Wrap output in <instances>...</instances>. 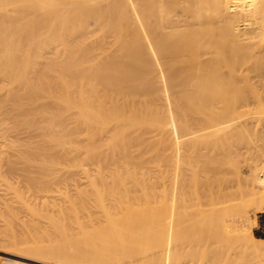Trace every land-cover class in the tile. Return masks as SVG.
<instances>
[{
    "label": "bare ground",
    "instance_id": "6f19581e",
    "mask_svg": "<svg viewBox=\"0 0 264 264\" xmlns=\"http://www.w3.org/2000/svg\"><path fill=\"white\" fill-rule=\"evenodd\" d=\"M260 36L264 0H0V176L6 161L11 170L21 162L29 175L76 178L72 199L56 186L59 197L49 191L42 201L67 203L79 235L104 237L95 249L105 259L131 252L130 264H162L180 249L183 264H264V239L253 235L245 210L264 209V165L241 164L262 141L264 123L256 114L246 119L257 127L252 135L233 130L245 107L250 115L264 109ZM244 72L254 82L245 84ZM155 83L164 90L154 92ZM166 89L173 103L141 109L148 104L140 96L158 106ZM20 133L19 143L11 140ZM155 146L175 188L183 161L197 163L194 194L182 183L183 195L155 206L135 187L131 174L162 170L151 165L156 158L138 157ZM241 165L248 168L239 198L230 189L238 193L241 184L227 174ZM0 185H8L2 177ZM61 207L58 225L66 223Z\"/></svg>",
    "mask_w": 264,
    "mask_h": 264
},
{
    "label": "rangeland",
    "instance_id": "374dc122",
    "mask_svg": "<svg viewBox=\"0 0 264 264\" xmlns=\"http://www.w3.org/2000/svg\"><path fill=\"white\" fill-rule=\"evenodd\" d=\"M106 28L107 27H105V29ZM261 38L264 41V36L261 37ZM261 42H262V40H261ZM255 44H256V42H255ZM247 75H246V72H244L243 81L245 82V84H250V83L254 82V81H251L247 77ZM142 82H144L143 79H142ZM163 87H164L163 84H157L156 85V83H155L153 85L152 89H153L154 92H156V91H159L160 89L161 90H164ZM153 91H152V93H153ZM165 92L169 93L167 91V89L165 90ZM255 94H256V92L253 93V95H255ZM245 95L252 96V94H250L249 92L248 93H245ZM146 96H148V97H144V96H140L139 97L140 100L141 99H144V101H146L147 104H148L146 106H143L142 105V108H141L142 110H145V109H147V110L162 109L163 108V104H165V103H173L172 99H173L174 94H170L169 93L168 95L167 94L160 95L159 98H158V101H157L158 102L157 103L158 106L153 105V104L151 105V103L149 104L148 100L150 101L151 100V97H150L149 94L146 95ZM246 108L247 107H245L244 110H243V112H244L243 119L237 124L236 129H233V130H235V133L236 134L239 133L242 136H244V135H249V136L252 135L255 132L256 128H257L256 125H254L252 123H250V124L249 123L248 124L246 123L247 122L246 119H248L249 117L253 118L256 114H258L257 115V119H256V124H258L259 121H261V122L264 123V109L261 110L259 113H254V114L250 115L247 112L248 109H246ZM158 123H160V120H158ZM155 124H157V123H155ZM160 125H163V124L160 123ZM238 125H240V126L238 127ZM25 135H26L25 133H24V135H23V133H20V135H18V137H14V138L11 137L12 138L11 140H15V141L16 140H19L20 141L21 139H24V137H26ZM147 136H151V135L148 134ZM175 140H176V138H174L172 140V142H174ZM19 141L18 142L16 141V143H19ZM254 142L258 145V147L256 148L255 151H252L250 153V151H251L250 150L246 155H244V156H247L248 157V158L243 157V160L241 161V164H243L245 166H249L251 164L253 166L256 162L257 163L263 162V165H264V156H263L264 155V137H262V141L255 140ZM20 144H21V142H20ZM165 144L168 145V144H170V142L167 141V142H165ZM187 144H189V143H187ZM159 147H160V145H159ZM159 147L158 146L149 147L150 149L145 150L143 152V154L138 155V157H146V158H149V157L152 156V158H156L155 160H153V163L151 165H153L154 163H157L159 165L162 164L164 167L162 166L161 172H159V173H157V172H155V173H153V172L148 173L147 171H141V170H145L144 168H142L139 171H137L136 173L131 174L132 175V179H134L135 182L137 183L135 187H141L139 189H143L144 191H147V193H150V195L152 196V198L156 201L155 206L156 205H159L158 204L159 201L160 200L163 201L165 198H167V201L171 202L173 196L179 197V196L183 195V193H182L183 192V188H184V190H186V189L189 190V191L186 190V191L189 192V193L187 192L188 193V196L190 194V191H191V194H194L196 192L195 191L196 190V188H195L196 186H194V185H192L190 183L193 180V178H195V176L199 173V168H198V165H197L196 162L195 163L194 162L188 163L187 161L186 162L183 161V172L184 173L178 174V180H180L182 178L183 179L181 180V182L179 184H177V187L178 188H175V185H176V183L178 181L172 180L173 179L172 173L171 172H167V167L162 163L161 160H159V159H162V155H163V152L158 153ZM134 149H136V148H134ZM10 150L11 151H8L7 154H8V156L10 158H11V155H12V157H14V158H11V160L12 159H15V157L17 158L18 157L17 150L15 148H14V151L15 152H13V149H11V148H10ZM12 152H13V154H12ZM9 153H10V155H9ZM15 153H17V155ZM13 155H15V156H13ZM259 159H261V161ZM3 162L4 161L1 162V166H4L5 165V167H3L4 170H2L0 179L2 177V180L6 181V183L8 185H6V187L4 185L3 186L0 185V189H1L0 190V202H1L0 203V208H1L0 209V218H1L0 219V225H1L0 226V239H1L0 240V264H62V263H64V264H67V263L68 264H73V263L74 264H87L88 262L90 264H113V263L114 264H119V263L120 264H124V263L126 264V263L130 262L128 259L131 258L130 257L131 252H128V251H126V252L129 253V255L127 257H126V255L124 256L125 251H122V252H124V253H122V255L124 256V258L122 256L120 257V255H119L120 252L117 253L116 255H114L113 258L112 257L111 258L110 257H107V259H105L102 256L98 255L96 253L97 251L95 249V246H96V244H99V243L101 245L102 244L101 241L106 242L105 239H104V237H102L103 240H101V238L98 239L97 236H99V235H97V233H98L97 232L95 234V235H97V236H95L96 239H95V237L94 238H92V237L89 238L91 235L88 236V238L87 237L85 238V237H83L84 235L83 236L81 234L79 235V233H77V231L74 229V227L71 228L72 226L69 224V221H68V218H67L68 217V214H69V212H68L69 210H68V207L65 208L66 205H67V203H64L65 205H63V202H60L58 204L60 205L62 203V205H60V207H59L58 205H53L52 203H48L47 204L46 201H42L43 198L46 197V195H48L46 193H49V191H50V193H49L50 195L51 194L52 195L53 194H56L57 195L58 192L62 191L61 193H58L59 196L61 194H63V197H69V195H71L70 198L72 199L73 196L75 195L74 192H76V190H74L75 189L74 188V185H71V184H77L76 182H74L76 180L75 177H74L75 178L74 181H70L71 179L73 180V177H71L70 175L69 176H66L68 174H66L65 172H61L60 173L61 175L60 174L58 175V173L55 172V176L58 175L59 176L58 177L59 179H61V177H62V179H61L62 181L61 180L57 181L58 179H56L57 177H55L54 174H50L49 175L50 177L49 176L46 177L45 175L39 173L37 170H35L33 172L31 171V174L30 175L27 174L24 171V169H23L24 167H22L23 164L21 162H17L16 166H18V167L15 166V168H17V170L16 169L15 170L14 169L11 170L10 169L11 167L9 168V166L6 165V161L4 162V164H3ZM148 165L150 166V162L148 163ZM241 167H243V166L241 165ZM246 168H248V167H245V168L243 167L242 170H241V168H239V170L237 172H234V173H231L230 172V174H227L228 175L227 177L229 179H232V181L236 184V186H238L239 184H241V186H240V190L241 191L239 190L238 193H237V187L235 189L234 188L230 189L231 190V194H233L232 195L233 197H234V195H237V197L241 198L240 197L241 196V193L244 191V188H245V187H242V184L245 182V176H247V174L244 173V172H246L245 171ZM12 171L14 173H12ZM142 172H144L145 174L142 173ZM23 174H25V175L23 176ZM31 176H32V179H31ZM40 176L42 178L44 177L45 179L44 178L42 179ZM51 176H53V178ZM33 178H35V179H33ZM50 178L52 179V181L50 180ZM147 180H149L150 182L147 181ZM53 181L56 182V185H54L55 183H53ZM79 181H77V182H79ZM50 182L52 184H50ZM57 182H59L61 185H59V183H57ZM63 182H65L66 185ZM70 182H72V183H70ZM126 183L127 184H130L129 180H127ZM182 183H183V186H184L183 188H182V185H181ZM69 184L71 186H73V187H71ZM46 185H48V186H46ZM67 185H68V187H67ZM56 186L57 187H60L59 188L60 191L57 188H55ZM188 186H189L190 189L189 188H186ZM61 187H63V189ZM52 188H53V190H52ZM9 189H10V191H9ZM13 189L18 194H16V192ZM68 189L71 192H69ZM56 190L58 192H56ZM82 190L84 191L85 189H82ZM53 191L56 192V193H53ZM235 191H236V193H235ZM106 193H107V191H106ZM108 194H110V193L108 192ZM19 195H21V196L18 197ZM34 195H35V197H34ZM36 195H38L39 197L37 198ZM15 196H17L18 198L15 197ZM59 196L57 195V197H59ZM192 196H194V195H192ZM243 196H244V194H243ZM13 197H15L17 200L15 198H13ZM189 198H192V197H189ZM235 198H236V196H235ZM235 198H234V200H236ZM13 199L16 200V201H14ZM20 199H22V201H25V205L26 206H24V204H23L24 202H22V204H19L21 202ZM234 200H232V201H234ZM6 202H7V204H6ZM235 202H232L231 205L236 204ZM37 203H39V205ZM20 205H21V207H20ZM51 205H52V208H50ZM61 206H63L66 209V211H65V209L63 208L62 213H64L63 216L65 215L64 217L66 219V223L67 224L64 223V224L58 225V223L56 224L54 222H56V216H57V213H58V209L62 208ZM67 206H69V205H67ZM35 207H37V208H35ZM55 207L57 209H55ZM73 207H74V204H73V206H71V210L72 211L74 210ZM90 207H92V206H90ZM90 207H89L90 210H93V211L95 210L94 206L92 208H90ZM21 208H22V210H21ZM30 208H32V210H30ZM40 208H42V210ZM53 208H54V211L51 210ZM245 210L247 212L246 216L249 218V221L252 224L251 225L252 233H253V235H255V231H256V228L258 226V224H257L258 215H259V213L263 212L264 209L263 210H261V209L259 210L258 207H257V205H254L253 204V205H248ZM35 211L38 214H36ZM55 211H57V212H55ZM95 211H97V209ZM53 212H55V213H53ZM90 212H92V211H89V213ZM96 213H98V212H96ZM92 214H93V212H92ZM39 215H41V216H39ZM98 215H100V214H98ZM113 215H115V214H113ZM113 215H112V217L115 218V216H113ZM37 216H39V217L36 219ZM42 216L44 218V221H48V222L45 223L43 221V218H41ZM100 217L102 218V216H100ZM103 217H105V216H103ZM52 218H53V220H52ZM105 220L106 219L104 218L103 221L105 222ZM43 222H44V224H43ZM51 222H52V224H51ZM106 223H107V221H106ZM176 228H177L176 225H173L172 224L170 230H172V232H174ZM105 230L106 229H104V231ZM110 230H111V227H110ZM64 231H66V232H64ZM107 232H109V231L107 230ZM100 233H101V231H100ZM104 233H103L104 235L107 234L106 231ZM91 234H93V233H91ZM107 235H109V233ZM107 235H106V237H109ZM6 237H7V239H6ZM256 237H258V236H256ZM258 238H261V237H258ZM99 240H101V241H99ZM106 240L108 242L109 239L106 238ZM42 246L44 247V249H42L43 248ZM138 254H139V252H138ZM57 257L58 258L60 257V258L58 259ZM61 257H63V260H61ZM114 257H117V259H115ZM53 258L54 259L56 258V259L54 261H52ZM82 259L85 260V261H87V263H85V261H83ZM168 259H169V261L167 260L168 262H162V264H183V251H181L180 249H178V250L174 249V250L170 251L169 258ZM59 260H61V261H59ZM71 260H72V262H71ZM50 261H51V263H50ZM111 261H112V263H111ZM115 261L117 263H115ZM57 262H59V263H57ZM130 263H128V264H130Z\"/></svg>",
    "mask_w": 264,
    "mask_h": 264
},
{
    "label": "built area",
    "instance_id": "2783aa9c",
    "mask_svg": "<svg viewBox=\"0 0 264 264\" xmlns=\"http://www.w3.org/2000/svg\"><path fill=\"white\" fill-rule=\"evenodd\" d=\"M257 224L255 233L264 236V212L259 213Z\"/></svg>",
    "mask_w": 264,
    "mask_h": 264
},
{
    "label": "trees",
    "instance_id": "16d2710c",
    "mask_svg": "<svg viewBox=\"0 0 264 264\" xmlns=\"http://www.w3.org/2000/svg\"><path fill=\"white\" fill-rule=\"evenodd\" d=\"M255 235L258 236V237L264 238V236H261V235H259L257 233H255Z\"/></svg>",
    "mask_w": 264,
    "mask_h": 264
}]
</instances>
